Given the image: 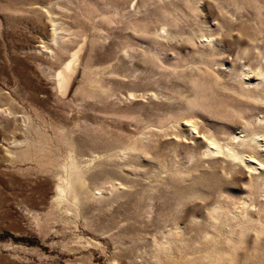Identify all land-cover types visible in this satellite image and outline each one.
I'll list each match as a JSON object with an SVG mask.
<instances>
[{"label":"rangeland","instance_id":"1","mask_svg":"<svg viewBox=\"0 0 264 264\" xmlns=\"http://www.w3.org/2000/svg\"><path fill=\"white\" fill-rule=\"evenodd\" d=\"M259 73L264 0H0V264H264Z\"/></svg>","mask_w":264,"mask_h":264},{"label":"bare ground","instance_id":"2","mask_svg":"<svg viewBox=\"0 0 264 264\" xmlns=\"http://www.w3.org/2000/svg\"><path fill=\"white\" fill-rule=\"evenodd\" d=\"M259 75H263V77H264V74L263 73H259ZM262 81V80H261ZM192 126H194V125H192ZM244 136H246V135H240V134H235V135H232L231 136V138L233 139V142H225L224 144L226 145H224L225 146V150H224V148H223V146L218 142V141H210L209 143H208V145H207V147H206V149H205V151L204 152H206V154H208V155H210L211 153L213 154V153H215V152H217V153H222L223 155H225V156H230V157H232V159H240L242 162L241 163H243V164H246V166L248 167V169H249V171L250 172H253V173H256V177H258V178H260V177H262V176H264V168H262L263 166H262V161H260V160H257V159H255V161L257 162V163H254L253 162V160L251 159V158H253L254 156L253 155H251V152L249 151V152H247V153H250L248 156V158L249 159H244L243 157H244V153H243V151H244V149H246V148H244V149H239L238 148V146H240L241 145V147L243 146H245V145H253L252 144V142H253V140H255V141H257L258 140V138H256V137H251L250 139H248V137H247V139L245 140V138H244ZM242 137V139H240ZM237 139V140H236ZM260 141V140H259ZM262 141V140H261ZM260 143V142H259ZM254 144H256V143H254ZM258 145V144H257ZM245 155H246V153H245ZM253 156V157H252ZM238 163V162H237ZM254 163V164H253ZM226 164H228L227 162H226ZM250 164H253V165H250ZM231 165H234V164H231ZM237 166V165H236ZM240 166V165H239ZM249 172V173H250ZM258 173V174H257ZM253 175V174H252ZM252 175H250V176H252ZM254 176V177H255ZM71 177V176H70ZM67 184V183H66ZM261 185V184H260ZM241 203V202H240ZM239 203V204H240ZM241 205V207H246L247 206V204H246V202H245V204H240ZM239 207V206H238ZM173 224V223H172ZM178 226V225H177ZM175 227V226H174ZM180 228H181V226H180ZM182 229V228H181ZM180 230V229H179Z\"/></svg>","mask_w":264,"mask_h":264}]
</instances>
